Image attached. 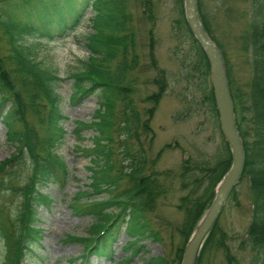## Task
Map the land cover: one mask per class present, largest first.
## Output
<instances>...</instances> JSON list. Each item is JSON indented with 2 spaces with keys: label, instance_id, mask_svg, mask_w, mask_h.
Instances as JSON below:
<instances>
[{
  "label": "trees",
  "instance_id": "1",
  "mask_svg": "<svg viewBox=\"0 0 264 264\" xmlns=\"http://www.w3.org/2000/svg\"><path fill=\"white\" fill-rule=\"evenodd\" d=\"M142 5L143 17L152 20V2L144 0ZM177 6L179 17L172 23V34L189 45L182 64L185 66L189 59V72L198 78L203 105L219 129L208 60L189 30L183 0H177ZM196 7L204 31L224 59L235 126L244 153L239 181L248 180L252 205L244 242L253 253L250 264H264V0H253L252 16L241 46L250 69L247 90L243 92L234 83L223 47L212 37L200 0H196ZM89 9L95 12L90 21L93 33L85 38L89 55L82 62L83 69L69 76L73 82L69 101L77 106L97 94V108L90 120L73 121L75 138L80 141L84 130H92V144L74 147L89 160L85 169L88 184L79 187L69 199V208L74 215L90 217L91 224L87 236L67 235L65 240L80 242L84 247L80 264H89L92 256L112 257L111 245L123 231L128 237L123 248L129 253L125 260L130 261L144 248L143 244L136 245L138 241L160 242L159 233L147 217L154 212L157 201L166 196V181L175 178L179 189L186 192L176 207L182 214L175 229L179 243L171 248L172 261L180 264L185 245L215 197L216 186L231 167L230 149L222 134L221 146L212 156L183 160L176 176L171 177L169 170H152L155 160L147 157L141 138L151 134L150 142L153 139L150 120L166 92L165 72L161 70L153 79L157 91L145 99L151 106L142 117L133 99L135 80L130 77L139 56L132 16L124 2L0 0V31L7 45V54L0 51V124L6 129V143L12 150L0 161V240L4 264L35 261L32 251L39 249L43 232L39 211L50 210L56 202L44 190L51 187L65 194L74 179L67 161L57 151L68 135L64 128L68 118L60 109L62 98L58 93L63 79L57 70L33 58L27 41L51 42L69 36ZM148 41V55L154 67L152 30L148 32ZM234 194L235 189L227 202ZM14 201L15 211L10 208ZM219 218L204 241L197 264L204 263L211 249L221 252L224 264H236L225 243ZM145 262L165 264V259L150 258Z\"/></svg>",
  "mask_w": 264,
  "mask_h": 264
},
{
  "label": "rangeland",
  "instance_id": "2",
  "mask_svg": "<svg viewBox=\"0 0 264 264\" xmlns=\"http://www.w3.org/2000/svg\"><path fill=\"white\" fill-rule=\"evenodd\" d=\"M125 8L132 16V24L136 39V49L139 56L138 65L130 77L133 99L140 115L144 117L145 109L150 108L146 98L157 91L153 79L159 72H165L166 92L160 99L150 120L151 134L142 136V144L147 157L155 160L152 170L170 171L174 177L179 173L183 160L192 158L200 160L212 156L221 146L222 137L215 123L212 122L207 109L203 105V93L198 85L197 76L189 72V59L183 66L184 54L189 45L176 39L172 34V23L179 17L177 0H150L154 18L146 20L142 15L144 0H122ZM214 37L223 47L227 55L234 83L240 90L246 91L250 76L249 61L241 51L242 43L248 28L249 17L252 16L253 0H200ZM95 12L89 9L79 27L69 36L47 42L39 39H29L27 45L31 48L33 58L43 66H50L58 71L63 79L58 86L61 96L60 109L68 118L64 123L67 139L58 153L67 161L74 177L65 194H59L54 188H47L45 193L52 194L55 204L50 210L39 211V226L43 232L39 249L32 251L35 261L24 264H80L79 256L83 253L80 242L65 240L67 235L75 237L87 236L91 224L88 216L74 215L69 208V199L82 185L88 184L85 169L89 160L74 147L91 146L92 130H84L79 141L73 135L74 120H90L97 108V94L87 98L83 103L73 106L69 98L73 91L74 74L83 69L82 62L88 58L89 52L85 46L86 36L92 34L91 20ZM152 30L154 38L153 56L155 66H151L148 55V32ZM0 51L7 54L5 37L0 31ZM191 77V78H190ZM168 145L169 147L165 148ZM6 143V129L0 124V161L11 154ZM169 190L165 197L156 203L154 212L148 215L152 228L160 235V242L148 240L138 241L144 248L130 261H126L125 243L127 235L122 231L111 245L113 256L110 258H89V264H146L145 260L162 257L165 264H174V247L179 243L175 229L182 220V214L177 210L179 198L185 191L179 189L177 180L169 178ZM93 198H96L95 196ZM16 201L10 206L15 211ZM252 212L249 183L241 180L231 200L226 203L219 218V226L225 233V243L228 245L236 264H250L253 253L245 241L246 229L250 223ZM173 234V239L171 235ZM173 241V247L171 243ZM74 258L73 260H70ZM4 246L0 240V264H4ZM203 264H224L220 251L211 249Z\"/></svg>",
  "mask_w": 264,
  "mask_h": 264
},
{
  "label": "water",
  "instance_id": "3",
  "mask_svg": "<svg viewBox=\"0 0 264 264\" xmlns=\"http://www.w3.org/2000/svg\"><path fill=\"white\" fill-rule=\"evenodd\" d=\"M184 15L190 32L203 50L209 63V77L219 114L220 131L228 143L232 163L215 189V197L185 245L180 264H197L199 253L211 228L217 221L232 190L239 182L244 153L235 127L233 102L222 53L204 31L197 14L196 0H183Z\"/></svg>",
  "mask_w": 264,
  "mask_h": 264
}]
</instances>
